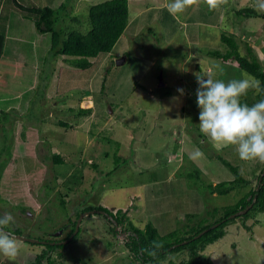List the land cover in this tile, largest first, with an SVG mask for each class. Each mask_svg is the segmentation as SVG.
I'll return each mask as SVG.
<instances>
[{
  "label": "rangeland",
  "instance_id": "rangeland-1",
  "mask_svg": "<svg viewBox=\"0 0 264 264\" xmlns=\"http://www.w3.org/2000/svg\"><path fill=\"white\" fill-rule=\"evenodd\" d=\"M18 1L53 8L64 4L59 26L69 22V27L85 33L88 7L109 0ZM167 2L129 0V25L110 54L84 71L73 68L68 58L50 59L44 70L49 74L45 86L41 93L37 91L42 96L36 104L39 108L12 113L7 121L0 117V215L14 217L5 230L19 229L32 239L63 241L70 232L69 219L75 220L83 209L99 203L114 209L130 207L128 218L134 226L150 223L163 236L182 224L183 215L203 216L210 208L234 204L246 192L209 194L206 185L233 179L220 161L208 158L214 153L255 184L264 163L242 161L234 146L215 145L200 132L198 85L192 75L201 71L225 81L240 78L241 72L232 75L226 65L207 54L224 49L218 38L225 31L239 33L244 42L252 43L264 63V21L232 12L237 7L254 8V0H229L213 11L201 4L178 16L167 11ZM8 11L6 4L4 15ZM123 57L125 62L116 65ZM177 89H183V94ZM89 108L90 114L78 112ZM196 149L204 155L193 161L189 157ZM54 155L60 156V164L52 161ZM93 164L97 170L91 168ZM196 167L201 175L188 180L186 175ZM64 184L71 191L61 206ZM79 218L78 236L73 240L75 228L66 248L58 250L66 261L62 264H70L69 258L81 259L80 264H130L131 257L123 248L124 227L114 236L101 214ZM246 225L251 231L240 224L226 226L225 236L202 254L213 264H264V213ZM18 240L20 254L14 260L0 255V264H27L42 250ZM186 260L184 252L161 264Z\"/></svg>",
  "mask_w": 264,
  "mask_h": 264
},
{
  "label": "trees",
  "instance_id": "trees-1",
  "mask_svg": "<svg viewBox=\"0 0 264 264\" xmlns=\"http://www.w3.org/2000/svg\"><path fill=\"white\" fill-rule=\"evenodd\" d=\"M3 1L0 0V117L4 121H7L12 113L24 114L27 109L32 111V109L39 108L36 104L42 96L39 97L37 91L40 89L41 93L42 86H45L43 82L46 81L45 77L49 74L44 70L50 59L55 57L68 58L69 61L65 60L71 63L73 68L84 71L94 65L99 57H105L111 53L129 25V0H109L89 6L85 33L74 29V27H69V22L65 24L63 21V28L59 26L58 21L63 17V15L60 16L61 11L66 9L64 4L58 8H53L25 5L18 0ZM6 4L10 6V11L4 15ZM133 5L135 4L133 3ZM238 8L232 10L237 17L264 21V13L254 10V8ZM67 19L71 20L70 17ZM218 40L224 45V49L209 50L208 56L218 63L226 65L227 67L222 66L229 68L228 72L231 74L233 72L232 75L234 76L246 71L257 77L261 86L264 87V63L258 59L252 43L244 42L245 39L239 33L234 34L228 31L221 32ZM103 91L104 86L102 84L101 93ZM262 98L264 96L249 92L245 102L251 105ZM35 99L38 101L35 102ZM78 112L87 115L91 113V109H79ZM58 125L67 129L70 128L63 122H59ZM200 139L201 137H198L196 142ZM214 155H209L208 158L212 159L213 157L220 161L231 172L233 179L206 185L209 194L222 196L237 189H246V192L234 204L210 208L205 211L203 216L183 215L180 221L182 224L176 230L163 236H160L158 230L150 223L144 224L142 228L134 226L128 218L130 207L114 209L99 203L83 209L75 215V220L69 219L70 232L63 241L57 242L54 238L52 240L43 237L32 239L23 235L19 229L8 232L29 243L30 246L42 247V250L27 264H62L66 261L63 253L58 252V250L66 248L67 245L63 242H68L69 237L74 232L76 220L83 214H91L88 213L90 211H96L95 213L99 215L102 211L117 224L115 226L109 218L101 214L107 224L110 225L109 231L114 236L120 234L117 229L124 227L123 248L131 257L130 264H161L166 259L184 252L187 254V260L184 264H213L212 260L202 252L206 247L225 236V227L240 224L244 230L251 231L252 227L247 226L246 222L255 219L258 214L264 213V175H262L264 165L260 168L255 177V184L252 186V180L245 178L239 172L238 167L221 156ZM52 161L55 164H60L62 159L60 156L54 155ZM91 168L97 170V165L93 164ZM200 175L201 172L196 167L194 173L187 174L186 177L191 180ZM64 185L66 186L65 193L59 196L61 206H65V198H67V193L71 191L68 184ZM243 210H246L245 214L232 219L229 218V216ZM65 217L69 218L67 214ZM62 229L60 230L62 231ZM78 233L79 230H77L73 240L76 239ZM50 234L45 233L47 236ZM157 242L160 243L161 247H155ZM153 251L156 253L155 256L151 254ZM69 259L73 262L70 264L82 262L78 258Z\"/></svg>",
  "mask_w": 264,
  "mask_h": 264
},
{
  "label": "clouds",
  "instance_id": "clouds-1",
  "mask_svg": "<svg viewBox=\"0 0 264 264\" xmlns=\"http://www.w3.org/2000/svg\"><path fill=\"white\" fill-rule=\"evenodd\" d=\"M229 0H168L167 11L175 16L185 13L190 7L204 4L209 11L227 5ZM254 10L264 13V0H254ZM215 68L222 74L223 69L217 64ZM198 85L196 105L199 109L198 120L200 132L209 141L220 147L234 146L242 161L258 160L264 163V98L249 105L245 98L251 91L264 96V87L260 80L241 72L240 78H214L212 73L193 72ZM183 94V89H177ZM204 154L196 149L190 159L195 161ZM14 217L11 213L0 215V255L14 260L20 254L21 241L6 231ZM155 247H161L155 243ZM156 255L155 251L151 253Z\"/></svg>",
  "mask_w": 264,
  "mask_h": 264
},
{
  "label": "water",
  "instance_id": "water-1",
  "mask_svg": "<svg viewBox=\"0 0 264 264\" xmlns=\"http://www.w3.org/2000/svg\"><path fill=\"white\" fill-rule=\"evenodd\" d=\"M125 62V58L123 57V58H121V59H119V60H117L116 61V65H122L123 63ZM159 83H160V85H162V75L161 74H159ZM262 175H264V171H263V174ZM95 213L96 211H90V212H88V213ZM245 212H246V210H243V211H240V212H237V213H235V214H233V215H231V216H229V218L230 219H232V218H235V217H237V216H239V215H243V214H245ZM100 213L102 214V215H104V216H106L107 218H109L114 224H115V226H117V224H116V222L108 215V214H106V213H104V212H102V211H100ZM80 221H81V218H79V220L77 221V224H76V232H77V230H78V227H79V224H80ZM60 233H61V231H59V232H57V233H55V236H59L60 235ZM67 241H64L63 243H66Z\"/></svg>",
  "mask_w": 264,
  "mask_h": 264
},
{
  "label": "flooded vegetation",
  "instance_id": "flooded-vegetation-1",
  "mask_svg": "<svg viewBox=\"0 0 264 264\" xmlns=\"http://www.w3.org/2000/svg\"><path fill=\"white\" fill-rule=\"evenodd\" d=\"M53 235H55V234H53ZM51 239V238H50Z\"/></svg>",
  "mask_w": 264,
  "mask_h": 264
}]
</instances>
